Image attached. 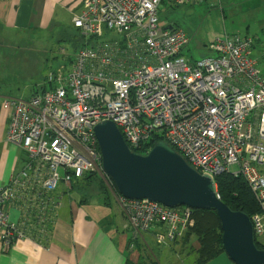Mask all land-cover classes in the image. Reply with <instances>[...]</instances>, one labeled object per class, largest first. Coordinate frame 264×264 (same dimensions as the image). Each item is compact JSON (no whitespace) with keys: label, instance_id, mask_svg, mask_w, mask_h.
<instances>
[{"label":"built area","instance_id":"obj_1","mask_svg":"<svg viewBox=\"0 0 264 264\" xmlns=\"http://www.w3.org/2000/svg\"><path fill=\"white\" fill-rule=\"evenodd\" d=\"M162 0H83L73 27L93 43L79 49L53 89L27 100L4 99L9 114L6 141L26 160L0 188V242L24 238L5 206L26 200L30 178L41 176L42 192L69 187L85 174H103L94 127L109 121L127 147L145 155L162 141L197 173L242 177L260 211L249 220L253 235L264 234V74L247 37L223 35L214 55L193 60L183 52L185 32L160 24ZM203 0H167L183 5ZM111 34L116 38L101 37ZM235 167V170L230 168ZM215 197L219 200L215 185ZM132 229H150L158 244L183 238L192 209L166 207L118 196Z\"/></svg>","mask_w":264,"mask_h":264},{"label":"crops","instance_id":"obj_2","mask_svg":"<svg viewBox=\"0 0 264 264\" xmlns=\"http://www.w3.org/2000/svg\"><path fill=\"white\" fill-rule=\"evenodd\" d=\"M82 1L0 0V37L8 39L29 34L36 39L42 34H54L63 40L76 38L70 29L73 19L82 11ZM229 1L238 7L254 10L256 25L260 30L264 28V0ZM159 22L163 26L170 25H165L160 19ZM77 34L84 38L79 49L93 43L79 30ZM187 45L183 50L185 54ZM260 56L254 57L257 62ZM9 58L26 62L28 57L23 54ZM9 58L3 61L5 71L0 73V104L6 98L27 100L58 85L60 78H56L54 71L41 79L40 60L23 66L21 70L10 65ZM73 58L69 60L68 71ZM8 122L9 114L0 107V188L10 175L18 174L26 160L23 151L6 141ZM83 177L74 180L76 182L69 187L61 185L54 192H42V197L41 176L30 178L27 186L31 192L26 200L5 206L8 218L20 227L25 236L7 247L0 242V264H173L172 259L164 257V249L169 250L170 257L182 253L186 262L181 264H199V251L204 246L210 248L208 235L196 236L193 215L192 226L183 238L160 244L164 249L157 247L154 234L160 230L156 228L150 229L143 238L132 240V229L120 207L117 193L105 198L99 189H91ZM253 238L260 247L256 248L264 250V234L259 237L253 235ZM190 250L193 254L188 256ZM201 264L233 263L222 249Z\"/></svg>","mask_w":264,"mask_h":264},{"label":"water","instance_id":"obj_3","mask_svg":"<svg viewBox=\"0 0 264 264\" xmlns=\"http://www.w3.org/2000/svg\"><path fill=\"white\" fill-rule=\"evenodd\" d=\"M102 171L118 196L145 199L166 207L187 206L214 211L220 225L221 246L233 264H264V250L256 248L249 217L232 211L215 197V181L201 175L162 141L140 155L132 152L109 121L94 127Z\"/></svg>","mask_w":264,"mask_h":264},{"label":"rangeland","instance_id":"obj_4","mask_svg":"<svg viewBox=\"0 0 264 264\" xmlns=\"http://www.w3.org/2000/svg\"><path fill=\"white\" fill-rule=\"evenodd\" d=\"M253 14H255L254 10H248L245 6L233 5L229 0H204L183 5L162 3L158 8V17L166 23L165 25L171 24L174 28L181 29L187 34L189 44L185 51L193 60L213 56L211 43L217 37L224 34H237L242 38L251 39L253 57L259 58L260 55H263V57L260 56L257 67L264 74V28L260 30L256 25L257 18ZM70 33L75 34L76 38L63 40L58 39L54 34H42L36 36V39L34 35L29 34L15 35L14 38L8 39L0 37V73L5 71L3 61L6 58L25 54L28 57L26 62L9 58L10 65L20 67L22 70L23 66L40 60L41 79L51 71L56 73L57 79L62 78L68 71L70 58L74 57L84 41V38L77 34L78 30L73 26ZM111 37L119 38L117 35L107 34L100 39ZM234 168L232 167L230 170ZM89 175L92 176L91 179H85L88 176L86 175L83 180H87L86 184L90 185L91 189L99 191L102 185L110 188L103 174L91 173ZM76 181H72L71 184ZM61 185L59 183L56 190ZM87 188L89 189V187ZM157 247L164 249L160 244ZM168 251L164 249V257L172 259L173 264L186 262L182 253H180L181 257L179 252L170 257ZM191 254H193L192 250L189 251L188 256Z\"/></svg>","mask_w":264,"mask_h":264},{"label":"trees","instance_id":"obj_5","mask_svg":"<svg viewBox=\"0 0 264 264\" xmlns=\"http://www.w3.org/2000/svg\"><path fill=\"white\" fill-rule=\"evenodd\" d=\"M162 3H167V0H162L160 5ZM169 27L174 29L171 24ZM88 41H90V39H88ZM89 174L84 175V177L88 175L85 179H91L92 176ZM214 181L219 200L232 211H241L249 218L260 211L258 203L241 176L232 173H222L216 176ZM100 192L105 198L110 194L116 195L113 186L112 188H108L105 185H102L100 187ZM192 215L195 223H193V225H195L194 232L196 236L203 237L208 235L207 237L210 238V248L207 249L204 246L198 253L200 257L198 263L201 264L211 256L222 251L220 226L214 211L193 210ZM132 240H136V238H132ZM255 244L257 248H260L256 241Z\"/></svg>","mask_w":264,"mask_h":264}]
</instances>
